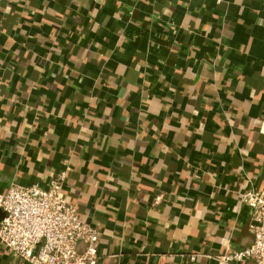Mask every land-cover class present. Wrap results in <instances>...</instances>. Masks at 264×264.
<instances>
[{
  "label": "crops",
  "instance_id": "0c3cea01",
  "mask_svg": "<svg viewBox=\"0 0 264 264\" xmlns=\"http://www.w3.org/2000/svg\"><path fill=\"white\" fill-rule=\"evenodd\" d=\"M62 172L97 264L252 244L264 0H0V192ZM0 264L28 263L0 243Z\"/></svg>",
  "mask_w": 264,
  "mask_h": 264
},
{
  "label": "built area",
  "instance_id": "2783aa9c",
  "mask_svg": "<svg viewBox=\"0 0 264 264\" xmlns=\"http://www.w3.org/2000/svg\"><path fill=\"white\" fill-rule=\"evenodd\" d=\"M66 175L48 188L12 184L0 192V243L28 264H97L102 232L68 200ZM239 200L250 208L253 242L216 256L217 264H264V189L247 188Z\"/></svg>",
  "mask_w": 264,
  "mask_h": 264
},
{
  "label": "water",
  "instance_id": "95a60500",
  "mask_svg": "<svg viewBox=\"0 0 264 264\" xmlns=\"http://www.w3.org/2000/svg\"><path fill=\"white\" fill-rule=\"evenodd\" d=\"M0 213L4 216V212H3L1 209H0ZM3 216H2V217H3Z\"/></svg>",
  "mask_w": 264,
  "mask_h": 264
}]
</instances>
